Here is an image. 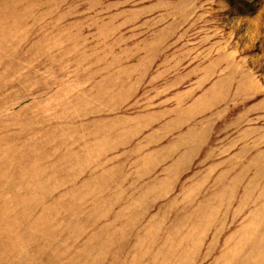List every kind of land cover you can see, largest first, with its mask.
Segmentation results:
<instances>
[{
    "label": "rangeland",
    "instance_id": "obj_1",
    "mask_svg": "<svg viewBox=\"0 0 264 264\" xmlns=\"http://www.w3.org/2000/svg\"><path fill=\"white\" fill-rule=\"evenodd\" d=\"M0 264H264V0H0Z\"/></svg>",
    "mask_w": 264,
    "mask_h": 264
}]
</instances>
